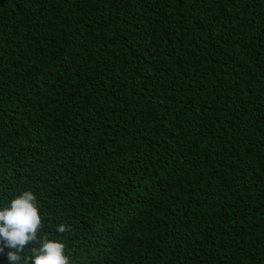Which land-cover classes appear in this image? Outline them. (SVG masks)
<instances>
[{"label":"trees","instance_id":"trees-1","mask_svg":"<svg viewBox=\"0 0 264 264\" xmlns=\"http://www.w3.org/2000/svg\"><path fill=\"white\" fill-rule=\"evenodd\" d=\"M24 190L22 259L264 264V0H0V207Z\"/></svg>","mask_w":264,"mask_h":264},{"label":"clouds","instance_id":"clouds-1","mask_svg":"<svg viewBox=\"0 0 264 264\" xmlns=\"http://www.w3.org/2000/svg\"><path fill=\"white\" fill-rule=\"evenodd\" d=\"M42 224L38 198L31 190L22 191L6 207H0V254L7 257L8 264H70L65 243L48 238L34 250L31 259H22L24 249L37 241ZM69 229L70 225L65 223L56 227L58 233Z\"/></svg>","mask_w":264,"mask_h":264}]
</instances>
